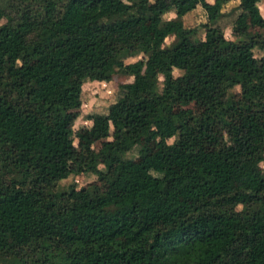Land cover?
Segmentation results:
<instances>
[{"label":"trees","instance_id":"16d2710c","mask_svg":"<svg viewBox=\"0 0 264 264\" xmlns=\"http://www.w3.org/2000/svg\"><path fill=\"white\" fill-rule=\"evenodd\" d=\"M227 1L0 0V264H264V46L213 42ZM236 1L256 24L259 0ZM198 4L202 38L163 17ZM118 70L132 79L89 114L99 146L72 153L83 80ZM197 85L198 111L183 105ZM142 139L154 149L123 158ZM98 163L113 170L105 189L53 175Z\"/></svg>","mask_w":264,"mask_h":264},{"label":"rangeland","instance_id":"374dc122","mask_svg":"<svg viewBox=\"0 0 264 264\" xmlns=\"http://www.w3.org/2000/svg\"><path fill=\"white\" fill-rule=\"evenodd\" d=\"M212 2V0H207ZM237 1H227L221 7V15L217 18L215 23L209 25V29L214 32L213 42L217 43L221 40H239L242 39V43L246 45L249 43L248 38L244 37L245 33L260 34L261 38L259 43L250 47V51L254 55H260L264 46V31L262 17L264 14V0L257 2V7L260 15V19L256 24H251L248 20H245V24L238 22L237 14L239 9L236 8ZM149 12V6L146 7L143 12L146 15ZM163 17L167 20H173L176 23L181 24L184 27H188L195 32V36L202 38L204 35L205 27L203 23L207 22L206 13L201 5H196L193 9L187 13L179 16L172 9L164 13ZM128 37L136 34V28H130L128 30ZM243 35H242V34ZM254 36V37H255ZM172 39V36H168L164 39V43H168ZM137 57H139L137 55ZM136 56L128 58L127 60H133ZM179 71L173 69V73L176 74ZM132 76L125 74L121 71H116L112 74L98 75L83 80L80 92V104L78 107L73 108L72 120L68 123L65 129V134L72 141V153H78L85 145H89L96 149L101 139H95L89 133L88 127L90 124L89 114L94 112H105L108 104L112 102L118 95L120 84L130 81ZM238 87L233 88V95L235 99H238ZM205 102V88L204 86L197 85L195 87L194 94L183 105L190 106L193 110H200L204 106ZM179 106V105H176ZM71 117V116H70ZM253 143L257 138V132L252 133ZM104 139V138H103ZM172 138H168L167 141H171ZM157 143V139L152 140H140L137 144L132 146L123 154V158L130 159L135 163H139L143 157L152 151ZM264 170V164L260 166ZM53 175L57 178L59 186L63 187H84L88 191L97 189H105L109 187L108 180L113 175V170L109 166H105L98 163L96 167L90 168L85 172L78 174H72L66 169H60L53 171ZM113 196L117 200H121L123 194L119 191H113ZM51 206L49 210H53ZM138 214L137 209L134 207L128 211L126 217L136 218ZM256 227L264 234V221H260L256 224Z\"/></svg>","mask_w":264,"mask_h":264}]
</instances>
